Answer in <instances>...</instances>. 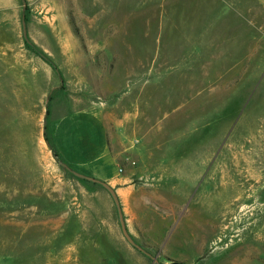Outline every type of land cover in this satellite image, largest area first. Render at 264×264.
Returning a JSON list of instances; mask_svg holds the SVG:
<instances>
[{
  "label": "rangeland",
  "instance_id": "374dc122",
  "mask_svg": "<svg viewBox=\"0 0 264 264\" xmlns=\"http://www.w3.org/2000/svg\"><path fill=\"white\" fill-rule=\"evenodd\" d=\"M55 108L144 171L128 231L160 264H264V0H0V264H156L55 158Z\"/></svg>",
  "mask_w": 264,
  "mask_h": 264
},
{
  "label": "crops",
  "instance_id": "0c3cea01",
  "mask_svg": "<svg viewBox=\"0 0 264 264\" xmlns=\"http://www.w3.org/2000/svg\"><path fill=\"white\" fill-rule=\"evenodd\" d=\"M49 126L54 150L64 163L82 174L108 183L115 189L128 228L127 213L130 210L134 211L139 195V189L136 188L133 180L135 176H141L144 171L131 165L125 167L121 165V160L125 159L121 158L125 150L120 151L123 148L118 136L113 140L105 120L98 113L90 110L81 109L62 113L55 108L51 112ZM134 151L129 154L131 158L128 159L137 163L149 162L150 158H132L135 157ZM120 168H123L124 173H119Z\"/></svg>",
  "mask_w": 264,
  "mask_h": 264
},
{
  "label": "water",
  "instance_id": "95a60500",
  "mask_svg": "<svg viewBox=\"0 0 264 264\" xmlns=\"http://www.w3.org/2000/svg\"><path fill=\"white\" fill-rule=\"evenodd\" d=\"M23 35L25 40L29 43V39H28V29H27V24L26 21H23ZM69 173H71L72 175L76 176L77 178H80L82 180H86L88 182L94 183V184H98L100 186H102L112 197L115 206L117 208V212H118V216H119V222H120V226H121V230L122 233L124 235V237L126 238V240L135 248H137L139 251L143 252L145 255H147L149 258H151L154 263L156 264H160L158 259L156 257H154L152 254H150L147 250H145L143 247H141L131 236V234L128 231L127 225H126V221H125V216L121 207V203L119 200V197L115 191V189L113 187H111L108 183L101 181L97 178L94 177H90L87 176L85 174L80 173L79 171L71 168L69 165H67L66 163H60Z\"/></svg>",
  "mask_w": 264,
  "mask_h": 264
},
{
  "label": "trees",
  "instance_id": "16d2710c",
  "mask_svg": "<svg viewBox=\"0 0 264 264\" xmlns=\"http://www.w3.org/2000/svg\"><path fill=\"white\" fill-rule=\"evenodd\" d=\"M47 115H49V111H48V110H47ZM45 129H46V128H45ZM46 141L48 142L49 147L53 150L55 158H57V159L59 160V163H64V162L58 157V155H57V153H56V151L54 150V147H53V145H52L51 139H49L48 136H46ZM70 167H71V166H70ZM71 168H73V167H71ZM73 169H74V168H73ZM84 181H86V180H84Z\"/></svg>",
  "mask_w": 264,
  "mask_h": 264
},
{
  "label": "built area",
  "instance_id": "2783aa9c",
  "mask_svg": "<svg viewBox=\"0 0 264 264\" xmlns=\"http://www.w3.org/2000/svg\"><path fill=\"white\" fill-rule=\"evenodd\" d=\"M119 173L122 174L123 173V168L119 169Z\"/></svg>",
  "mask_w": 264,
  "mask_h": 264
}]
</instances>
